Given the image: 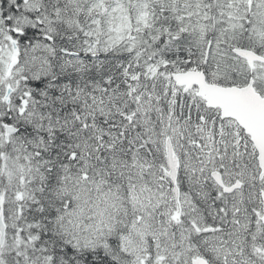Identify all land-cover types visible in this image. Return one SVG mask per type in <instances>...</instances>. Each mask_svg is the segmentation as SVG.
Instances as JSON below:
<instances>
[{"label":"snow or ice","instance_id":"snow-or-ice-1","mask_svg":"<svg viewBox=\"0 0 264 264\" xmlns=\"http://www.w3.org/2000/svg\"><path fill=\"white\" fill-rule=\"evenodd\" d=\"M0 264H264V0H0Z\"/></svg>","mask_w":264,"mask_h":264}]
</instances>
